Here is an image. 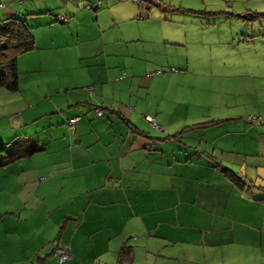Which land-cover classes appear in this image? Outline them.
Returning a JSON list of instances; mask_svg holds the SVG:
<instances>
[{"label": "crops", "instance_id": "0c3cea01", "mask_svg": "<svg viewBox=\"0 0 264 264\" xmlns=\"http://www.w3.org/2000/svg\"><path fill=\"white\" fill-rule=\"evenodd\" d=\"M10 2L1 15L22 16L34 47L16 58L17 90L0 87V264H264V138L239 122L183 142L171 133L182 117L161 108L166 98L182 108L187 75L229 69L203 71L182 53L189 31L204 42L182 25V0H156L142 16L131 6L107 24V0L19 13ZM247 133L258 149H246Z\"/></svg>", "mask_w": 264, "mask_h": 264}, {"label": "rangeland", "instance_id": "374dc122", "mask_svg": "<svg viewBox=\"0 0 264 264\" xmlns=\"http://www.w3.org/2000/svg\"><path fill=\"white\" fill-rule=\"evenodd\" d=\"M7 1L13 3L17 13L20 7L38 5L37 9H41L39 4L43 2L49 6L63 3L62 0H32L30 4V0H0L1 10ZM81 1L79 7L85 10L86 4L96 0ZM108 1L107 10L100 15V21L104 24L113 16L120 17L122 13L128 16L131 6L136 11L138 9L141 16L146 13L145 8H139L132 0ZM177 1L173 0L175 5ZM182 2L186 5L182 8L187 12L182 14V25L195 28L199 40L204 41L200 46L192 40L191 36H195L190 35L189 31L186 39L182 36V53L187 54L190 61L193 54V63L203 71H207L210 64L218 68L229 66V69L225 74L187 75L186 78L192 83L182 85V108L175 107L167 98L160 99L165 113L182 117V122L173 124L175 128L171 133L182 132L183 142L194 135L206 142L210 139L207 135L211 133L217 134L227 126H233V130L238 131L239 125L246 123L258 139L264 138V0ZM46 15L51 17L52 14L45 12L39 16L40 20L45 19ZM168 16L169 23L175 24L177 16ZM253 133L243 136L247 150L252 144L258 149V140L254 139ZM226 141V138L221 139V142ZM202 146V143L198 145L199 148ZM212 156L220 159L219 155Z\"/></svg>", "mask_w": 264, "mask_h": 264}, {"label": "trees", "instance_id": "16d2710c", "mask_svg": "<svg viewBox=\"0 0 264 264\" xmlns=\"http://www.w3.org/2000/svg\"><path fill=\"white\" fill-rule=\"evenodd\" d=\"M149 5L160 6L157 4L156 0L151 1ZM162 8L164 10H172L170 6H163ZM58 17L59 16H56L55 20L60 23H62L65 19L59 20ZM33 47L34 40L31 28L27 25L22 16L12 13L9 16H2L0 18V87H4L9 91L17 90L18 73L16 69V58L20 53L31 50ZM130 129L137 131L133 126H130ZM1 150H3V147L0 144V151ZM208 157L220 174L224 178L228 179V181L237 189H243L248 186V184L243 183L242 178L237 173L221 165L214 158L210 156ZM124 253H127V251ZM117 264L123 263L119 262Z\"/></svg>", "mask_w": 264, "mask_h": 264}, {"label": "built area", "instance_id": "2783aa9c", "mask_svg": "<svg viewBox=\"0 0 264 264\" xmlns=\"http://www.w3.org/2000/svg\"><path fill=\"white\" fill-rule=\"evenodd\" d=\"M63 1H65V0H63ZM151 1H154V0H132V2L135 3L139 8H144L145 6L149 5ZM96 6H97L96 2H92V3L86 4L85 8L86 9H94V8H96ZM58 18H59V20L64 19V17H62V16H59ZM88 91L91 92V87L88 88ZM93 111L97 116H101L104 113V108L102 106H97V107L93 108ZM77 120H78L77 116L71 117L67 120V125L69 127H73ZM148 120L153 125V120L152 119H148ZM55 256H56V259L58 262H61V261L68 258L67 251H64L63 249H57L55 252Z\"/></svg>", "mask_w": 264, "mask_h": 264}]
</instances>
